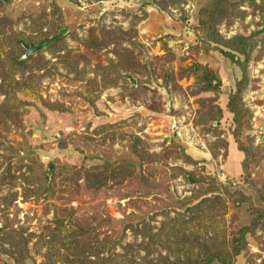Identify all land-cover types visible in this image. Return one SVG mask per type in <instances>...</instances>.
<instances>
[{"label":"rangeland","instance_id":"374dc122","mask_svg":"<svg viewBox=\"0 0 264 264\" xmlns=\"http://www.w3.org/2000/svg\"><path fill=\"white\" fill-rule=\"evenodd\" d=\"M0 264H264V0H0Z\"/></svg>","mask_w":264,"mask_h":264},{"label":"trees","instance_id":"16d2710c","mask_svg":"<svg viewBox=\"0 0 264 264\" xmlns=\"http://www.w3.org/2000/svg\"><path fill=\"white\" fill-rule=\"evenodd\" d=\"M243 235H245L244 232ZM241 250H242L241 246L237 245V248L234 249V255L237 256L241 252Z\"/></svg>","mask_w":264,"mask_h":264},{"label":"water","instance_id":"95a60500","mask_svg":"<svg viewBox=\"0 0 264 264\" xmlns=\"http://www.w3.org/2000/svg\"><path fill=\"white\" fill-rule=\"evenodd\" d=\"M34 52V48L27 49L26 55L32 54Z\"/></svg>","mask_w":264,"mask_h":264}]
</instances>
